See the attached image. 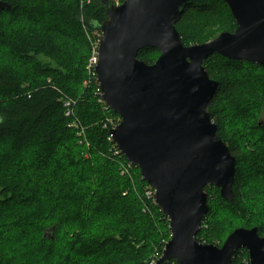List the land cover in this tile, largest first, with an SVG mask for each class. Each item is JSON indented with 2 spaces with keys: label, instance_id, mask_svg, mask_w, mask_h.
<instances>
[{
  "label": "trees",
  "instance_id": "16d2710c",
  "mask_svg": "<svg viewBox=\"0 0 264 264\" xmlns=\"http://www.w3.org/2000/svg\"><path fill=\"white\" fill-rule=\"evenodd\" d=\"M2 1L11 8L0 10V264H142L170 232L153 201L139 199L147 184L138 168L130 166L131 178L119 175L127 159L108 139V118L119 116L102 102L86 68L88 36L95 40L104 6L100 0ZM192 13L219 18L218 35L236 28L222 0H191L175 25L185 46L191 39L182 22ZM158 55L146 47L137 58L152 64ZM203 67L218 82L206 110L237 164L232 202L218 188H205L209 211L196 239L205 233L204 242L220 246L237 227L256 226L264 236V67L217 53ZM244 90L253 95L243 97ZM207 220L213 225L205 228ZM217 225L227 231L218 233ZM113 228L119 238L109 234ZM241 256L248 259L245 249L231 264Z\"/></svg>",
  "mask_w": 264,
  "mask_h": 264
},
{
  "label": "water",
  "instance_id": "95a60500",
  "mask_svg": "<svg viewBox=\"0 0 264 264\" xmlns=\"http://www.w3.org/2000/svg\"><path fill=\"white\" fill-rule=\"evenodd\" d=\"M189 1L100 0L105 20L96 26L94 73L102 102L120 118L109 135L168 220L170 238L153 264H231L240 249L248 264H264L256 226L233 229L220 246L196 240L209 211L205 188L232 202L237 165L206 110L218 82L203 61L217 53L264 67V0H222L236 28L185 46L175 25ZM10 8L0 0V10ZM146 47L159 51L152 64L137 58Z\"/></svg>",
  "mask_w": 264,
  "mask_h": 264
},
{
  "label": "rangeland",
  "instance_id": "374dc122",
  "mask_svg": "<svg viewBox=\"0 0 264 264\" xmlns=\"http://www.w3.org/2000/svg\"><path fill=\"white\" fill-rule=\"evenodd\" d=\"M90 1L91 0H87V3L90 2ZM219 21H220V19L217 18V17L209 18L208 16H199V15H197L195 13H192V14L185 15V18H184L182 24H185V28H186L185 30L187 31L186 34L191 39V41H198V40L202 41V40L207 39L210 35H214V34H216V36L218 35L217 31H218V28H219V25H218ZM96 37L97 36L95 35V38ZM90 38L92 39V35H90ZM209 39L211 40V38H209ZM191 41L188 42L189 45L192 44ZM205 42H207V41H205ZM249 94L252 96L253 92L249 93V92H247V90H244V92L242 93V96L243 97H247V95L249 96ZM263 118H264V109L260 113L259 120H262ZM108 119H109V121H112L114 123H116L117 121L118 122L120 121V118L113 117V116H111ZM117 169H118L119 175H121V176H128V177L130 176V178H131V175L133 174V170H131V168L130 169H128V168L126 169L123 164L119 165V167ZM140 178H141V176H140ZM146 188H147L146 185L142 186V188H141L142 192L140 193L139 199H141L144 196L146 200H149V198H147L146 195H145L146 194V190H147ZM123 195H124V193H123ZM152 201H153L152 203H154V200H152ZM147 208L148 207L144 203L141 212L144 213L145 210H147ZM119 215H120L119 213H112L111 215H109V217H118ZM116 225L120 226V223H118L116 221ZM207 225H210V227H211L213 225V223H211L209 220H207V221L204 222V227L207 228ZM217 226H218V228H217L218 233L219 232L224 233V232L227 231V228L225 226H223V225L222 226L217 225ZM229 228H231V227H228V230H229ZM115 230L116 229L113 228L112 232H110L109 234L115 236L116 238H119L117 236V233H116ZM51 232H52V230H47L46 233L51 235ZM203 234H205V233H203ZM203 234L202 235L200 234L199 239L202 240L201 242L206 243V242H204L205 238H203L204 237ZM214 244H216V243H214ZM152 245H153L152 254L150 253V255L148 256V259L145 262H143L142 264L154 263L156 261V259L158 258V256L161 254V252H162V250L164 248V246L161 247L162 250L160 251V254L158 255V251H159V249H161L159 247L160 243L159 242L158 243H153ZM241 258L242 259L238 260L235 264H247L248 259L245 258V256H241ZM104 262L105 261L100 260V261H98L96 263L94 262L93 264H105Z\"/></svg>",
  "mask_w": 264,
  "mask_h": 264
},
{
  "label": "built area",
  "instance_id": "2783aa9c",
  "mask_svg": "<svg viewBox=\"0 0 264 264\" xmlns=\"http://www.w3.org/2000/svg\"><path fill=\"white\" fill-rule=\"evenodd\" d=\"M82 1V0H81ZM110 3H112V4H114V5H119L121 2H120V0H110ZM99 32L96 30V33H95V35L97 36L96 38H95V40L94 41H92V39L90 38V36H88V39L91 41V53H90V56H89V58H88V61H87V66H86V68H87V70H88V72H89V74H91V75H93V77H95V79H96V76H95V73H94V68H95V65H96V63H97V54H98V52H97V48H98V39H99ZM99 90V89H98ZM70 104H71V101L70 100H67L65 103H64V105H65V107H66V109H68V110H70ZM68 113V111L66 112V114ZM110 122V128L109 129H112V128H114L119 122L117 121L116 123H114V122H112V121H109ZM108 139L109 140H111L112 141V138H111V136L109 135L108 136ZM114 148H115V153H117V154H121L120 153V151L115 147V145H114ZM122 155V154H121ZM132 164L131 163H129L128 161H127V165L125 166V168L127 169H130V166H131ZM128 172V171H127ZM147 190H146V197L147 198H149V199H152L153 200V193H154V190L150 187V186H148L147 185V188H146ZM153 264V263H152Z\"/></svg>",
  "mask_w": 264,
  "mask_h": 264
},
{
  "label": "bare ground",
  "instance_id": "6f19581e",
  "mask_svg": "<svg viewBox=\"0 0 264 264\" xmlns=\"http://www.w3.org/2000/svg\"><path fill=\"white\" fill-rule=\"evenodd\" d=\"M111 4V3H110Z\"/></svg>",
  "mask_w": 264,
  "mask_h": 264
}]
</instances>
